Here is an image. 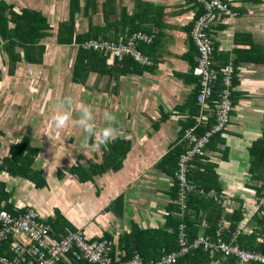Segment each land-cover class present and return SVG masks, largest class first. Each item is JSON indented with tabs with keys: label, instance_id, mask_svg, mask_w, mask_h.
I'll return each mask as SVG.
<instances>
[{
	"label": "crops",
	"instance_id": "crops-1",
	"mask_svg": "<svg viewBox=\"0 0 264 264\" xmlns=\"http://www.w3.org/2000/svg\"><path fill=\"white\" fill-rule=\"evenodd\" d=\"M0 1L16 14L40 13L48 24L38 44L41 55L33 54L32 60L25 59L19 47L7 52V42L0 36V158L22 140L36 152L31 179L0 172L6 196L0 208H32L54 230L67 228L90 241H107L121 258L125 248L139 243L149 253L154 248L156 253H168L163 233H171L166 223L175 202V179L165 158L183 148L182 130L195 118V50L189 29L198 11L196 4L191 0H91L85 8L86 0ZM226 1L236 15L213 31V55L216 66L227 60L236 66L233 108L220 141L193 162L191 171L198 168L196 162L213 166L221 187L218 201L213 202L220 208L215 216L223 239H234L245 248L239 239L254 234L253 247L245 249L260 250L264 236L258 234L257 190L264 181L250 175V149L264 134V0ZM72 11L76 36L93 30L95 39H125L129 19L143 30L155 31L156 39L145 46L144 53L151 64L139 66L105 57L106 72L98 71L101 61L96 60L93 73L74 79L77 45L58 43L56 33ZM13 27L8 23L9 29ZM65 97H71L74 106L89 105L98 126H104L105 111L114 114L116 138L106 148L85 149L84 133L72 122L59 130L57 138L48 125L55 104ZM78 116L73 110V121ZM71 168L76 174L70 173ZM235 214L240 218L236 224ZM200 231L198 236L213 238L215 234ZM1 245L0 251L7 248L8 255H0L10 258L8 244ZM21 245L27 248L25 241ZM204 251L198 263L194 253L179 264H226L229 260ZM70 258L57 264L84 263Z\"/></svg>",
	"mask_w": 264,
	"mask_h": 264
},
{
	"label": "built area",
	"instance_id": "built-area-1",
	"mask_svg": "<svg viewBox=\"0 0 264 264\" xmlns=\"http://www.w3.org/2000/svg\"><path fill=\"white\" fill-rule=\"evenodd\" d=\"M191 1L196 4L198 10L189 33L197 53L192 72L198 79L195 97L198 115L194 118L193 126L183 130L181 140L185 147L176 163L175 203L179 218L183 217L187 210L189 193L195 190L188 177L193 162L206 153L214 136L224 134L233 108L231 93L234 88V67L231 60L220 68L214 67L213 31L224 20L235 17L236 13L226 0ZM152 40L151 35L135 32L116 42L88 39L83 42L82 48L110 58H129L139 66H149L150 60L140 51L139 45H148ZM219 79L222 89L214 98L213 88ZM207 119L211 120V125L201 134L197 133V128L203 126ZM198 191L203 197L218 201L219 197L215 191ZM257 214L264 217V190L257 197ZM201 225L206 226L204 221ZM217 227L213 238L200 235L188 242L185 224L181 222L177 231L176 250L162 254L156 260L145 261L137 252L124 260L114 253L107 241H90L79 232L67 228L62 232L54 230L46 221L41 220L32 208H0V245L8 243L11 252L10 258L0 255V264H57L68 256L85 264H174L180 257L199 247L212 254L220 253L225 257H232L239 262L264 264V250H244L234 239L224 240L221 228ZM21 241L26 242L27 248L22 247Z\"/></svg>",
	"mask_w": 264,
	"mask_h": 264
},
{
	"label": "trees",
	"instance_id": "trees-1",
	"mask_svg": "<svg viewBox=\"0 0 264 264\" xmlns=\"http://www.w3.org/2000/svg\"><path fill=\"white\" fill-rule=\"evenodd\" d=\"M93 1V0H92ZM91 3V0H86L85 2V8L88 7V5ZM73 17V11L69 15V19L61 23L57 28V41L60 44L65 45H77V51L76 56L73 64V78L76 80H79V78H84L89 73H93L95 66H96V60L101 61V67H98V71L101 73L106 72V67H103L104 59L106 56H103L99 54L98 52L92 51V50H85L82 48V44L85 40L91 39L97 37L96 32H93V30H90L88 34L85 35H73V25H72V18ZM8 23H12L14 27L12 29L8 28ZM129 23H132V25H129ZM126 27H129L127 30L126 35H129L131 33L135 32H143L147 35L153 36L152 42L156 39V32L155 31H147L143 30L140 26V24L135 25L132 20L129 19V22H126ZM192 24L189 29V33L191 30ZM48 30V24L46 23V19L40 14L35 11L30 10H24L20 14L14 13L9 6H7L4 2L0 1V36L1 38L7 42L6 48H8L7 52H10L11 49L15 47H19L24 52L25 59L32 60V55H38L41 54V48L38 45L41 39H43L46 35V31ZM114 41V40H112ZM116 42V40H115ZM151 42V43H152ZM150 43V44H151ZM149 44V45H150ZM193 45V44H192ZM145 46L146 44H140L139 49L142 53L147 54ZM194 47V46H193ZM195 55L196 56V49ZM125 61L132 62L135 64L131 59L129 58H123ZM195 61V60H194ZM228 63V60L223 63ZM136 65V64H135ZM222 65V66H223ZM232 65L234 67V74H233V85L236 83L235 75H236V66L234 65V62L232 61ZM195 66V63H194ZM222 66H216L214 63V67L220 68ZM193 73V72H192ZM194 75V74H193ZM196 78V93L198 90V79ZM222 89L220 79L217 80V82L214 85L213 88V96L214 98L217 96V94ZM195 93V94H196ZM233 93H231V100L233 104ZM196 96V95H195ZM197 105V104H196ZM198 114V106L196 108V112L193 114L196 116ZM194 120L190 119L188 125L184 128H188L193 126ZM211 125V120H209L205 126H199L197 128V133L201 134L206 127H209ZM183 129V130H184ZM182 130V133H183ZM182 133L180 136V139L182 137ZM221 135L214 136L209 145L208 148H212L213 143L220 141L219 137ZM181 144L183 145V148H178L173 153L169 154L165 160L171 162V167L173 169V172L171 173L174 177L175 171H176V163L178 156L183 151L185 144L181 140ZM250 153L252 155V161L250 166V175L254 179H260L264 181V134L262 135V138L255 142L254 145H252V148L250 149ZM36 152L34 149L29 147L26 140H22L20 143L11 145L9 148L8 156L5 158H0V172L7 170L9 174L13 176H21L25 179H28L31 177L32 170L30 167L33 163V158L35 157ZM196 166L203 167V170H200L198 168L194 169L192 174L188 175L189 180L192 184L195 186V190L190 192L186 201L187 210L183 217L179 218L177 217V208L176 203L174 202V205H172L169 209L170 215L167 217V223L166 227L167 229L171 230V233L168 235L166 233H163L165 239H166V248L164 252H170L177 249V243H176V237H177V231L178 226L181 222L185 224V230L187 234V240L188 242L192 241L194 238H196L200 230H204L205 234L213 235L216 227H217V219L218 216H215L218 214L220 208L219 206L214 203L204 199L202 195H200L198 190L203 191H210L213 190L217 194L221 192L220 184H218L216 180V174L213 172V166L211 164H202L196 162ZM78 167V166H76ZM74 167L77 171L78 169ZM73 170L71 168V172L73 174H76V170ZM31 179V178H30ZM264 190V184L261 189L257 190V197L261 194V192ZM173 196L174 200L176 197V185L173 187ZM6 198V196L2 193V185L0 184V202ZM6 210H9L6 208ZM175 212V215L173 214ZM172 214V215H171ZM215 216V217H214ZM235 224L240 220V218L235 214ZM204 220L206 226L202 227L201 223ZM260 226V229L258 234L264 236V217H260V221L257 223ZM150 232V231H149ZM148 231L143 232L144 234H148ZM256 236L254 234L249 235L248 237H243L242 239H239L240 245H242L245 248H252L254 242H255ZM245 240V243L242 242ZM8 244V243H7ZM2 246V245H1ZM0 246V247H1ZM131 249L125 248V254L121 259H129L134 252L140 253L142 258L144 260H156L158 259L162 254L156 253L155 248L153 250H150L151 253L147 249H144L142 244H135V246L131 245ZM244 250H248L245 249ZM258 249L260 250H248V251H258L261 252L264 250V242L263 244H258ZM203 249L201 247L197 248L196 250L182 256V258L178 259L174 264L183 263V261H187L188 257L191 254H196L194 262L198 263L199 258L203 254ZM7 248L6 250H1L0 254L4 255L7 254ZM205 252V251H204ZM151 257V258H150ZM228 261L226 264H236L235 259L232 257H228ZM235 261H234V260ZM71 262L76 261L73 258L71 259ZM80 262V261H77ZM83 263V262H80ZM85 264V262L83 263ZM251 264H257V263H251Z\"/></svg>",
	"mask_w": 264,
	"mask_h": 264
},
{
	"label": "clouds",
	"instance_id": "clouds-1",
	"mask_svg": "<svg viewBox=\"0 0 264 264\" xmlns=\"http://www.w3.org/2000/svg\"><path fill=\"white\" fill-rule=\"evenodd\" d=\"M73 110L79 113L78 119L74 121ZM102 119L104 126H98L89 105L81 102L74 106L73 99L65 97L55 104L54 115L51 117L48 127L57 132V138H59V130L65 129L72 122L84 133L82 146L85 149L89 147L100 149L106 148L118 134V129L115 126L117 117L114 114L105 111Z\"/></svg>",
	"mask_w": 264,
	"mask_h": 264
},
{
	"label": "rangeland",
	"instance_id": "rangeland-1",
	"mask_svg": "<svg viewBox=\"0 0 264 264\" xmlns=\"http://www.w3.org/2000/svg\"><path fill=\"white\" fill-rule=\"evenodd\" d=\"M72 51H74V49H71ZM71 52V51H70ZM204 198H206V197H204ZM206 199H208V198H206ZM211 202H213V200H211Z\"/></svg>",
	"mask_w": 264,
	"mask_h": 264
}]
</instances>
